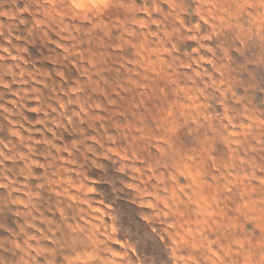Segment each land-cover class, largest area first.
<instances>
[{"label":"rangeland","instance_id":"rangeland-1","mask_svg":"<svg viewBox=\"0 0 264 264\" xmlns=\"http://www.w3.org/2000/svg\"><path fill=\"white\" fill-rule=\"evenodd\" d=\"M0 264H264V0H0Z\"/></svg>","mask_w":264,"mask_h":264}]
</instances>
